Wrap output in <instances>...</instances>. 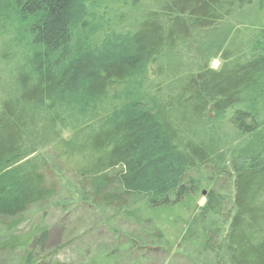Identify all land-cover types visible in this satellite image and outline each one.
I'll list each match as a JSON object with an SVG mask.
<instances>
[{"label":"trees","instance_id":"1","mask_svg":"<svg viewBox=\"0 0 264 264\" xmlns=\"http://www.w3.org/2000/svg\"><path fill=\"white\" fill-rule=\"evenodd\" d=\"M46 149L85 200L150 224L154 241L165 234L148 212L205 189L190 225L199 251L217 264H264V0H0L9 228L57 194ZM225 183L234 209L221 232ZM48 239L36 226L0 251L65 264L43 255ZM136 249L127 239L87 264H121Z\"/></svg>","mask_w":264,"mask_h":264},{"label":"rangeland","instance_id":"2","mask_svg":"<svg viewBox=\"0 0 264 264\" xmlns=\"http://www.w3.org/2000/svg\"><path fill=\"white\" fill-rule=\"evenodd\" d=\"M211 66L218 69L220 62L213 61ZM64 136L70 135L66 132ZM41 153L56 174L57 194L51 201L31 209L15 229L9 228L10 219H0V243L11 235H27L38 226L48 228L49 239L43 255L65 264H87L102 252L114 251L127 239L134 240L138 249L129 252L121 264H217L215 256L199 251L195 238L190 235L191 220L206 201L205 189L183 204L148 212L147 218L154 220V228L162 229L165 234V239L154 241L150 234L155 230L150 224L139 225L117 214L115 209L102 208L85 200L81 185L56 162L51 150ZM223 186L225 208L218 219L221 232L226 231L234 209L233 187L229 183ZM141 200H131V204L143 205ZM21 254V251H0V264H19Z\"/></svg>","mask_w":264,"mask_h":264},{"label":"water","instance_id":"3","mask_svg":"<svg viewBox=\"0 0 264 264\" xmlns=\"http://www.w3.org/2000/svg\"><path fill=\"white\" fill-rule=\"evenodd\" d=\"M205 194V193H204Z\"/></svg>","mask_w":264,"mask_h":264}]
</instances>
